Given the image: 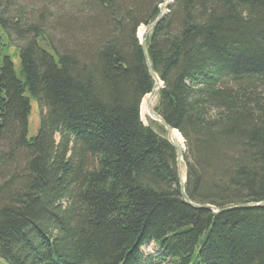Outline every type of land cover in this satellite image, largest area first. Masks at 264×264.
<instances>
[{
  "label": "trees",
  "instance_id": "trees-1",
  "mask_svg": "<svg viewBox=\"0 0 264 264\" xmlns=\"http://www.w3.org/2000/svg\"><path fill=\"white\" fill-rule=\"evenodd\" d=\"M161 3L89 0L59 49L1 0L6 264H264V0H174L143 50ZM151 73L188 201L165 130L141 121Z\"/></svg>",
  "mask_w": 264,
  "mask_h": 264
},
{
  "label": "rangeland",
  "instance_id": "rangeland-1",
  "mask_svg": "<svg viewBox=\"0 0 264 264\" xmlns=\"http://www.w3.org/2000/svg\"><path fill=\"white\" fill-rule=\"evenodd\" d=\"M89 0H6L8 4V17H12V20H17L18 23L22 21V25L25 23L35 24L39 23L42 25L41 29L48 35L50 41L59 49L65 45L66 39L64 35L71 30L77 23L74 18V14L79 9L89 8L90 5H85ZM162 3L158 6L167 4L163 9V15L167 13V7L174 3V0H160ZM1 3V0H0ZM85 5V6H84ZM94 16L91 17V19ZM145 27L140 26L137 30L136 36L140 40V36L144 31ZM80 36L78 37V40ZM148 96H145L142 100L140 112L141 121L144 126H150L155 131H158L159 123L156 118L149 115L147 106ZM157 96L155 95L152 99V106L156 105ZM32 109L31 114L28 118V137H33L38 129L40 114L39 108L35 101L31 103ZM176 131V130H174ZM180 135V134H179ZM166 137V133L164 132ZM181 153L185 152L184 140L182 138ZM181 176L184 177L185 169L183 166V160H181ZM1 184V181H0ZM144 252L154 253L155 250L152 246L146 245L143 248ZM0 264H6L0 259Z\"/></svg>",
  "mask_w": 264,
  "mask_h": 264
},
{
  "label": "water",
  "instance_id": "water-1",
  "mask_svg": "<svg viewBox=\"0 0 264 264\" xmlns=\"http://www.w3.org/2000/svg\"><path fill=\"white\" fill-rule=\"evenodd\" d=\"M167 4L163 5L160 7L159 9V15H158V18L156 19V21L154 23H152L151 25L145 27L144 31L142 32L141 36H140V44L143 48V50H145V47H144V36L151 30V28L160 20V18H162L163 16V9L164 7L166 6ZM148 61H147V65H148ZM152 75V78L154 80V86H153V89L152 91L150 92V94H148V99H147V106H148V111H149V115L151 117H154L156 118L157 122L159 123V125H161L163 127V129L165 130V133H166V140L176 149V168H177V171H178V175H179V186H180V189H179V193H180V198L183 199V200H187V196H186V193H185V179L184 177L181 176V171H180V167H181V150L179 149V147L173 142L172 140V130L170 127H168L164 121L154 112L153 110V106H152V99L155 95H157L159 89L161 88V82L159 81V79L157 78V76L153 73H151ZM189 205H191L192 207L194 208H198V209H205V210H212V207L209 206V205H194L192 203L189 202ZM246 206H249L247 204H242V205H239L238 208H242V207H246ZM256 206L260 207V206H264V201L258 203ZM231 207H227V208H223V209H220V210H217L216 212H225L227 210H230Z\"/></svg>",
  "mask_w": 264,
  "mask_h": 264
},
{
  "label": "bare ground",
  "instance_id": "bare-ground-1",
  "mask_svg": "<svg viewBox=\"0 0 264 264\" xmlns=\"http://www.w3.org/2000/svg\"><path fill=\"white\" fill-rule=\"evenodd\" d=\"M148 61V60H147ZM172 140L173 142L179 147V149L181 148V143H182V137L181 135H179V133L177 131H172Z\"/></svg>",
  "mask_w": 264,
  "mask_h": 264
}]
</instances>
